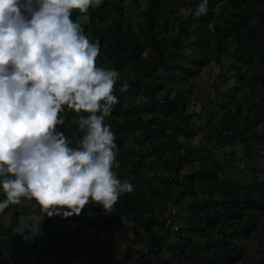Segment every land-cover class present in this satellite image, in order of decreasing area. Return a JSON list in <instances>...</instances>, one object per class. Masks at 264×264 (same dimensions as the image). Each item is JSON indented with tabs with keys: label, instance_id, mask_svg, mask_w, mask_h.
Wrapping results in <instances>:
<instances>
[{
	"label": "trees",
	"instance_id": "1",
	"mask_svg": "<svg viewBox=\"0 0 264 264\" xmlns=\"http://www.w3.org/2000/svg\"><path fill=\"white\" fill-rule=\"evenodd\" d=\"M123 1L104 0L98 7H90L86 12V21L80 22L90 37L100 40L98 64L117 68L120 75L125 69H136L140 77L148 78L147 81L142 78L125 80L120 76L114 86L119 102L114 105L111 115L106 117V122L116 133L117 145L125 142L129 134L139 140L135 132L142 130L143 140L148 142V147L142 150L124 148L123 152L129 155L126 158H122L123 152L117 154L119 166L115 171L121 180L128 178L133 183V190L122 193L108 212L92 202L88 207L102 212L100 218L106 223L121 216L139 219L144 214L155 218L152 213L153 201L161 209L168 207L167 216L159 220L165 234H150L144 246L145 252L135 248L143 256L138 264H234L241 250L234 238L257 228L262 233L256 237L261 245L259 261L264 264V168H261L262 176L253 171L242 185H236L233 181L226 184L227 179L218 174V162L208 155L210 148H206L202 141L197 146L185 141L197 135L201 129L200 110L189 108L185 94L191 92L188 89L191 78L212 59L220 68L215 78L221 76L225 86L219 89L212 87L211 95L207 89L201 91L204 97L201 110L208 104H215L218 108L211 110L215 111L216 123L212 124L211 120L209 125L215 137L211 139L212 135H208L207 140H213L216 145L241 140L249 160L253 158L254 150L250 139L264 140V99H256L258 89H264V0H225L224 6L220 7L216 6L220 0H210L209 11L200 16L195 15L199 0H146V9L137 13L125 8ZM176 3L188 5L189 15L195 17L194 22L188 18H174L173 12L168 10ZM78 13V9L73 10V19H78ZM138 14L142 19L135 18ZM211 17L214 20L210 25ZM191 23L195 28L190 36L186 27ZM177 25L178 31L175 32ZM186 43L195 46L192 52L187 53L183 45ZM231 43L235 44L232 51L235 56L224 68L221 60L230 52ZM145 51L147 57L143 56ZM236 59H239V65ZM158 67V76H152ZM257 67L260 68L252 74L244 70ZM228 70L231 71L230 75L226 74ZM125 81L130 87L121 91ZM241 81L249 88L247 94L242 93L244 100L247 99L246 95L251 98L250 103L245 105L232 98L239 89L243 92ZM140 87L146 98L137 101L134 95ZM144 114H149V117L143 119L141 115ZM73 115L77 116V120H72ZM78 116L74 110H69L68 119L58 126L72 145H76L84 134L78 128ZM169 147L176 151L178 159L173 153L170 157L164 156ZM202 151H206L207 155L199 159L198 168L192 165L194 169L181 174L186 157L196 158ZM150 156L153 158L147 161ZM160 159L164 169L172 171L171 175L156 173L155 163ZM139 166L153 173L136 172ZM155 179H159L160 185L154 184ZM0 198H3V194H0ZM182 203L187 204L183 206ZM17 205H9L0 212L6 214L11 211L12 217L6 227L0 222V264H35L45 256L57 264H100V251L88 255L90 247L87 239L73 247L65 246L62 250L66 253H60L57 248L64 233L66 236L72 235L68 230L69 222H79L82 219L79 215L74 218L45 214L43 220L38 222L42 231L27 239L23 245L22 237L17 238L11 233L19 223ZM36 212L42 215L39 205ZM170 216L175 225L186 230L185 236L181 235L180 229L163 227ZM177 219H182L183 225ZM257 220H260L258 227ZM40 238L42 242L38 244ZM117 246L114 238H109L104 252L108 264H124L129 258V252L120 258L115 251ZM60 254L65 256L62 263L58 262ZM52 262L47 259L41 264Z\"/></svg>",
	"mask_w": 264,
	"mask_h": 264
},
{
	"label": "clouds",
	"instance_id": "2",
	"mask_svg": "<svg viewBox=\"0 0 264 264\" xmlns=\"http://www.w3.org/2000/svg\"><path fill=\"white\" fill-rule=\"evenodd\" d=\"M104 0H0V212L23 198L42 215H79L90 202L110 210L133 183L119 166L116 133L106 117L119 102L120 72L97 63L101 44L74 9ZM199 0L195 15L209 11ZM130 87L128 82L120 90ZM79 114L76 145L58 126ZM39 214L22 216L15 232L38 235ZM27 230V231H25Z\"/></svg>",
	"mask_w": 264,
	"mask_h": 264
},
{
	"label": "rangeland",
	"instance_id": "3",
	"mask_svg": "<svg viewBox=\"0 0 264 264\" xmlns=\"http://www.w3.org/2000/svg\"><path fill=\"white\" fill-rule=\"evenodd\" d=\"M225 0H220L219 3L216 4L217 7L224 6ZM123 6L125 8H130L133 13H137L139 10H145L146 9V0H124L122 2ZM170 13L173 12L174 18H188V20H191L194 22L195 17L189 15V7L186 4H180L176 3L175 6L168 10ZM137 20L142 19V16L140 14L136 15L135 17ZM78 19L82 21H86L87 16L86 12H80L78 13ZM214 18L211 17V20L209 21V24L211 25ZM137 27V24L134 25ZM178 25L174 29L175 32L178 31ZM190 31V36L193 35L195 25L191 23L188 27ZM88 33V32H87ZM90 36V34L88 33ZM185 46V50L187 53L192 52L193 47L189 44H183ZM235 50V44H230V52L221 60L223 61L224 68L227 67V63L230 61L231 58H234L235 56L234 51ZM143 56L147 57V52H143ZM220 61V62H221ZM238 62V65L240 64L239 59H236ZM217 64V63H216ZM215 64V61L212 59L209 64L203 66L200 71L197 73L196 76L191 78V86L188 88L191 92H187L185 95L188 96L187 102L189 103V108H193V110L199 111L201 115L199 116V123H201V129L198 131L199 133L191 138L186 139L185 141H188L190 145L197 146L201 141L205 144L206 148H210L211 152H209V156H211L212 159H214L216 162H218L220 166V170L218 172L219 176L224 178L227 181L225 182L228 184V182L233 181L236 185H242L244 182H246V179H249L252 176L253 171H256L259 176L263 175V169L264 168V157L261 155H264V140H256V139H250V144L254 148L252 151L253 158L249 160L247 158V155L245 153V149L242 145V141H236L233 144L229 141H226L223 144L216 145L213 144L214 141H208L207 137L208 135L211 136V139H214L215 134H212L211 128L209 127L211 120L212 124L216 119L215 111L211 110H218V108L215 106V104H208L203 107L201 110V107L203 106V99L204 97L201 96L203 93H201L202 90H208L209 94H212V87L221 88L222 86H225V81L221 80V76L219 78H215L216 74L219 72L220 68L218 65ZM131 66V65H129ZM260 67L255 68L254 70L246 69L247 73L254 72L255 70H258ZM159 73V67L155 69L153 74L158 76ZM226 74L230 75L231 71L228 70ZM125 80H130L132 78L134 79H140L147 81V77H140V73L138 74V71L136 69H125V71L122 72L120 75ZM155 76V77H156ZM215 78V79H214ZM159 79V78H158ZM183 81V80H182ZM241 86L243 87V92L241 89L236 91L232 98H236L239 100L240 103L243 105L250 103V96L246 95L247 99L244 100V97L242 96V93H248L249 88L246 85L244 81L239 82ZM238 84V83H236ZM166 85V83H165ZM189 85V84H188ZM218 86V87H217ZM227 86V85H226ZM164 90H166V86H164ZM142 87L138 89V93L134 95L137 99V101L144 100L146 97L142 94ZM172 94L174 93L171 92ZM201 96V97H200ZM263 97L264 99V89H258V93L256 96V99H260ZM227 99V98H226ZM262 99V98H261ZM234 100V99H233ZM143 119H147L149 117V114L141 115ZM193 117L196 116L193 115ZM77 116L73 115L72 120H77ZM259 129V126L257 127V130ZM252 131H255L252 130ZM136 137H139V140H135L134 137L131 136V134L127 135V138L125 139V142L122 141V143L118 144L119 148V154L120 152H123L124 148L131 147L135 150H142L146 149L148 147V142L146 140H143V134L144 131L138 130L135 132ZM242 136L244 133L241 134ZM241 137H239L240 139ZM173 153V154H172ZM171 154L176 158L177 156L176 151L173 152L172 148L169 147L165 152V157H170ZM181 154L184 156V152L182 151ZM207 155L206 151L199 152L197 157H186V163L183 167L181 174L187 173L190 169H194L192 165H195V168H198L199 166V159L205 158ZM122 158L128 157L127 152L122 153ZM153 157H147V161H149ZM183 158V157H182ZM178 159V157L176 158ZM206 158V163H207ZM115 170V169H114ZM155 171L157 174H164V175H171L172 171H169L167 169H164L161 159L158 161V163H155ZM154 171V172H155ZM136 172L139 173H147L148 175H151L153 171L146 170L143 168V166H139L136 169ZM135 176V174H133ZM154 184L160 185L159 179H155ZM175 191L177 189L175 188ZM183 206H185L187 203H182ZM38 206V203L34 199H28L23 198L22 201L17 205V210L20 213L19 214V223L12 230L11 233L15 234V237L19 238L22 237V244H26V239L23 238L22 233L15 232L17 227L21 224V217L27 216L31 213H37L36 208ZM179 208V205L176 206ZM86 210L81 211L79 214V217L82 216V219L80 221L73 220L72 222H69L70 225L68 227V230H71L72 235L66 236L65 233L63 234L62 240L58 243V249L61 251L60 253H66L62 249L66 246L73 247L75 244H78L81 240L87 239L90 247V251L88 252V255H92L95 251L101 252L100 257V264H108V259L105 256V248L106 244L109 240V238H114V240L118 243V246L115 247V251L118 252L119 257L123 258V254L126 252H129V255L126 259V262L124 264H138L143 259L142 255L139 253L140 251L145 252V244L148 241L150 234H155L156 236H161L162 234H165V230L162 229L161 225L159 224V220L161 218L167 216V210L168 207L161 209L159 204L153 201V216L155 218H151L149 215H144L139 219H135L133 217H126L121 216L119 219H114V221H111L109 223L104 222L102 218H100V211H93L91 208L88 207V204L85 205ZM106 212V211H104ZM38 214V213H37ZM74 218H77L78 215L73 214ZM175 216V215H173ZM175 219V218H174ZM12 220L11 217V211L6 214H0V222L1 224L6 227ZM39 215L37 217V222H39ZM55 219L52 218V222H54ZM257 227L260 226V220H257ZM178 223H181L183 225L182 219H177ZM227 224V223H226ZM225 224V225H226ZM181 225V226H182ZM185 225V224H184ZM217 231H215V235H217ZM262 234L257 229H254L251 233L246 234L244 232L240 233L237 237L234 239L238 242V245L240 246L241 250L238 251L237 255V262L234 264H260L259 258L261 257L260 248L261 245L259 243V240L256 239L258 235ZM214 235V236H215ZM127 237L129 239H127ZM42 238L38 240V244H41ZM135 248H140V251H137ZM65 256L63 254H60L58 256V262L62 263L64 261ZM42 259V258H41ZM40 259V260H41ZM49 259L50 262L51 258L49 256H45L40 263L35 264H41L44 262V260ZM38 262V261H37ZM29 263V262H28ZM50 264H57V262H52ZM152 264H156L155 262Z\"/></svg>",
	"mask_w": 264,
	"mask_h": 264
},
{
	"label": "built area",
	"instance_id": "4",
	"mask_svg": "<svg viewBox=\"0 0 264 264\" xmlns=\"http://www.w3.org/2000/svg\"><path fill=\"white\" fill-rule=\"evenodd\" d=\"M163 227L165 228V229H167V228H171V229H173V230H179L180 229V233H181V235H183V236H185L186 234V230H183L182 228H179L178 227V225H175V223L173 222V219H172V217L170 216V217H168L165 221H164V224H163Z\"/></svg>",
	"mask_w": 264,
	"mask_h": 264
}]
</instances>
